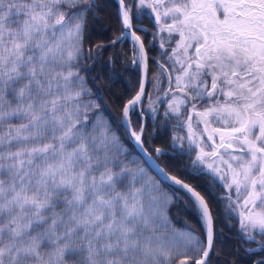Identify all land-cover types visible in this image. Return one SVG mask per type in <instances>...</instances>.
I'll return each instance as SVG.
<instances>
[{"label":"snow or ice","instance_id":"6c2138e0","mask_svg":"<svg viewBox=\"0 0 264 264\" xmlns=\"http://www.w3.org/2000/svg\"><path fill=\"white\" fill-rule=\"evenodd\" d=\"M113 6L0 0V264H264V0ZM118 62L119 121L90 76Z\"/></svg>","mask_w":264,"mask_h":264},{"label":"trees","instance_id":"16d2710c","mask_svg":"<svg viewBox=\"0 0 264 264\" xmlns=\"http://www.w3.org/2000/svg\"><path fill=\"white\" fill-rule=\"evenodd\" d=\"M114 2L115 0H107V3L109 4V7L105 9V12L108 14H113L115 11L114 8ZM107 37H111L114 35V31L110 28L109 31L105 34ZM117 50H120V45H117ZM126 51V48H125ZM107 58V53L105 54V59ZM128 67L127 64H125L124 68H121L119 66V62L117 63L116 69H115V78L113 82H109L107 79L108 76L112 75L111 70L108 68L101 69V65L97 64L95 68L92 69L90 76L93 78L91 81L92 85L99 91V95L101 97V100L104 104L107 105V111L116 118L117 121H119V115H118V109L115 107L114 103H111L110 101L113 100L114 96H120V97H130L134 95V92L132 91L133 88L138 83V75L136 74L135 70L133 71H126L125 69ZM153 67L150 65V68ZM149 79H151V74L149 76ZM109 88H111V91H109ZM159 123V122H157ZM153 131V125L152 121L149 119L147 120V127L145 136H148V133ZM122 134L123 130H121ZM176 132L175 129L172 128V125H169V131L165 132L163 135L160 133H157L155 135L154 140H148V142L144 145L145 148L149 149L150 153L155 158V148L160 147L165 152H171V149L169 147V136L170 134H173ZM125 138H126V134ZM132 148L133 145H132ZM130 156L132 158H137V151H132L130 148ZM166 157H160L157 159V163L160 164L161 167L165 166V160ZM137 165H133V167H136ZM139 166H145V163L143 160L139 161ZM198 187L203 190L205 188V185L202 181L198 180L196 181ZM171 217L175 219L176 227H180L183 223H188L189 225H194L197 223V217L194 215V213L184 206L183 203H178L174 207L171 208V211L169 213ZM178 217V219H176ZM218 227H224L223 224H219ZM225 236L228 235L227 229L225 228ZM231 242L226 241L225 248L227 249L228 245Z\"/></svg>","mask_w":264,"mask_h":264},{"label":"rangeland","instance_id":"374dc122","mask_svg":"<svg viewBox=\"0 0 264 264\" xmlns=\"http://www.w3.org/2000/svg\"><path fill=\"white\" fill-rule=\"evenodd\" d=\"M164 88H167V85H166L165 81H164V83H163V85H162L161 95L163 94V89H164ZM149 90H152V89H151V86L149 87ZM201 129H202V126H201ZM173 135H180V136H184V137H186V136H187V131H186V129H185L184 131H178V130H176V132H174ZM204 139H206V137H205ZM217 139H218V138H217Z\"/></svg>","mask_w":264,"mask_h":264},{"label":"water","instance_id":"95a60500","mask_svg":"<svg viewBox=\"0 0 264 264\" xmlns=\"http://www.w3.org/2000/svg\"><path fill=\"white\" fill-rule=\"evenodd\" d=\"M133 147L135 148V145H133ZM138 152V150H136ZM145 160H147V157H145ZM145 163V162H144ZM146 165V164H145ZM147 166V165H146Z\"/></svg>","mask_w":264,"mask_h":264},{"label":"flooded vegetation","instance_id":"af4514ba","mask_svg":"<svg viewBox=\"0 0 264 264\" xmlns=\"http://www.w3.org/2000/svg\"><path fill=\"white\" fill-rule=\"evenodd\" d=\"M150 55H154V53H150ZM165 83H166V85H167V81L165 80Z\"/></svg>","mask_w":264,"mask_h":264}]
</instances>
